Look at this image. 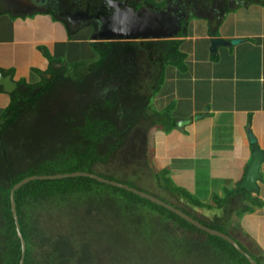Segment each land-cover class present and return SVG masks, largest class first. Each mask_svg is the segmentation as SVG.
<instances>
[{
	"label": "trees",
	"instance_id": "16d2710c",
	"mask_svg": "<svg viewBox=\"0 0 264 264\" xmlns=\"http://www.w3.org/2000/svg\"><path fill=\"white\" fill-rule=\"evenodd\" d=\"M131 5L140 8L136 0ZM188 36L189 31H182L170 40L91 42L92 53L81 62L48 54L49 69L37 70L41 81L20 82L0 120V264H20L22 259L11 192L26 178L88 172L146 192L109 167L130 165L125 153L135 155V130L173 131L170 111L151 114L150 103L169 66L187 70L183 46ZM169 173L154 175L168 197L146 193L232 238L234 231L227 226L232 212L242 219L254 213V206L264 205L240 186L227 190L225 198L214 196V206L205 204L179 188ZM15 201L27 245L25 264H101L109 252L112 262L124 263L126 254L112 252L109 237L127 231L142 243L141 263L151 264L153 252L163 250L166 264H252L226 240L166 207L89 177L32 181L16 191ZM210 210L215 213L211 219L206 216ZM68 212L73 216L63 219ZM237 242L257 264H264L263 256Z\"/></svg>",
	"mask_w": 264,
	"mask_h": 264
},
{
	"label": "crops",
	"instance_id": "0c3cea01",
	"mask_svg": "<svg viewBox=\"0 0 264 264\" xmlns=\"http://www.w3.org/2000/svg\"><path fill=\"white\" fill-rule=\"evenodd\" d=\"M147 1L136 0V4L141 7ZM156 1L163 4L168 0ZM52 3L53 0H0V71L14 74L19 87L24 80L28 84L41 81L37 70L49 69L48 54L75 64L92 53L91 25L71 31L49 7ZM190 9L189 16L196 19L187 20L190 36L184 40L193 43L189 54L184 50L185 43L183 46L188 54L187 70L172 66L169 79H178L179 89L161 94L166 96L167 105L159 113L172 111L175 126L171 133L154 130L158 139L152 150L157 152L158 145L167 144L160 154L159 170H169L176 185L214 206V196L225 198L227 190H236L245 179L253 159L249 128L264 150V4L259 0H194ZM259 16L261 23L254 21ZM213 38L244 41L221 47L212 55ZM87 48L90 52L85 53ZM178 98L180 105L186 102V109H177L175 101L171 104ZM11 102V94L0 88V120ZM202 114L206 116L194 121L185 132L176 128L178 118L194 119ZM262 172L264 176V166ZM260 190L252 195L264 204V180ZM242 221L252 225L249 230L260 234L264 205L255 207L254 213L245 215Z\"/></svg>",
	"mask_w": 264,
	"mask_h": 264
},
{
	"label": "water",
	"instance_id": "95a60500",
	"mask_svg": "<svg viewBox=\"0 0 264 264\" xmlns=\"http://www.w3.org/2000/svg\"><path fill=\"white\" fill-rule=\"evenodd\" d=\"M118 6L119 8L116 9L113 15H111L108 18L102 19L103 26L100 30L96 31L93 34L92 42L139 41V40L157 41V40L175 39L182 31H184V25L186 24L184 23V21L188 20L189 18L187 11L184 10V8H182L181 4L178 2L174 4L170 3L168 6H166L161 10H154L149 6H147L146 4H142L140 8H136L129 5L120 7L123 6L121 3ZM73 17L75 19V16ZM91 19L92 17H90L88 21H90ZM243 41L244 40L241 39H234L229 41L224 38H213L211 40L210 50L212 55H216L218 53L219 48L237 46L241 44ZM0 87L6 94L12 95L19 89V82L14 79V74H5L4 72L0 71ZM205 116H206L205 114H202L196 116L194 119L178 118L176 120V128L181 132H185L186 128L189 125H191L194 121H198L204 118ZM248 131H249V141L253 146V159L246 170V176L244 181L240 184V188L250 194H254V193H260L261 191L260 183L264 180V176L262 172L264 166V150L261 149V147L259 146L258 139L254 136L251 128H249ZM72 177H89L109 185L124 188L130 192L138 194L139 196L147 198L152 202H155L158 205L166 207L167 209L177 213L178 215L185 218L186 220H188L190 223L197 226L198 228L203 229L214 236L221 237L222 239L232 244L240 252H242L250 260L252 264H257L256 260L252 256H250V254L242 250L237 240L230 237L229 235L203 225L202 223L191 218L184 212L180 211L174 206L164 202L163 200L153 195H150L136 188L130 187L122 182L110 181L99 175L88 172H75L71 174H59L55 176H38V175L32 176L26 178L12 189L11 192L12 212L19 233V237L22 243V259L20 264H25L27 245L24 236L21 232L20 218L18 215L16 201H15L16 191L19 190L22 186L32 181L55 180V179H65Z\"/></svg>",
	"mask_w": 264,
	"mask_h": 264
},
{
	"label": "rangeland",
	"instance_id": "374dc122",
	"mask_svg": "<svg viewBox=\"0 0 264 264\" xmlns=\"http://www.w3.org/2000/svg\"><path fill=\"white\" fill-rule=\"evenodd\" d=\"M170 1L171 0H169L168 2H165L163 4H158V2L156 0H154V1L148 0L144 4H146L147 6H149L150 8H152L154 10H161V9L165 8L167 3H169ZM195 19H196L195 16H190L188 18V21L190 22V20L193 21ZM243 20H244V18L241 19V23L243 22ZM188 21L184 27L185 31L188 27V25H187ZM254 21L261 23L260 16L255 17ZM199 29H200L199 27L196 28V30H198V31H199ZM190 30H193V29L190 28ZM191 44H193V43L188 42V43H185V46H184V50L188 54L191 53L193 50ZM88 52H90L89 48L86 49L85 53H88ZM199 54H200V52H199ZM90 55H91V53H89L87 56L86 55L85 56L88 57ZM148 66L151 69L150 65H147V67ZM171 67L172 66L168 67L169 69H167V71H165V73H164V77H163L164 83L161 85L160 90L158 92L156 91L157 94L153 95L154 100L151 104V108H152L151 111L154 114L160 112L162 107H165V105H167V103H166L167 98H165L166 96L161 97V94H165L167 92V90L175 91V90L179 89L180 81L178 79H175V81L173 79H171V80L169 79V74H171L172 71H169V73H168V70H170ZM147 72L149 73L152 71H147ZM185 98H187V97H185ZM199 99H200V96L198 97V101H199ZM174 101L176 103L175 106L177 109H181V110L186 109L185 108L187 105L186 102H184L182 105H180V100L178 98V99H174L171 104H173ZM169 102H171V100ZM166 114H168V111L166 112ZM170 114L172 115V111H170ZM154 130L155 129L150 130L149 132H144L143 130H140V128L135 130L133 133V136H132V140H133L132 151H134L135 155L132 158H130L128 156V153L127 154L125 153V157L129 158L131 160L130 165L127 166L126 168L125 167H119V168L109 167V170L112 171V173H114V174H120L122 176H125L126 178H129L133 182L135 181V183L137 185H139L141 187V189H143L146 192H150V191L157 192L160 194H164L165 197H168L167 196L168 194H166L165 191L160 188V185H159L160 183L154 177V175L157 174L158 171L159 172L162 171V170H159V168H158V165L161 161L160 154L162 153L163 149L166 150L168 147H167V144H165L163 147L161 145H158L159 147H158L157 152L155 151L154 154L152 153L153 150H151V149L153 148L154 145H157L156 140L158 139V137L154 136L155 135ZM160 144H162V142H160ZM158 176H160L158 178L162 179L163 173H158ZM179 188H180V186H179ZM170 199L173 201L172 197ZM175 202L178 203L177 201H175ZM246 204H249V203L246 202ZM255 207L256 206H254V208ZM210 212L212 213V210H210ZM214 215H215V213L210 214V215H206V216L210 217V219H211ZM71 216H73V215H70L68 212L65 214L63 219H67ZM250 221L252 222V220H250ZM227 226L232 227V230L234 231L233 237L237 241L242 243L244 245V247L247 248L252 254L256 255L257 257H260V256L264 257V227L260 226V231H261L260 234L254 233L252 230H249L250 229L249 227H251L252 225H249V223H248V225L246 226L245 222H243L242 219H240L237 216L236 211L232 212V215L228 219ZM102 227L105 230L108 229L106 225H103ZM93 231L95 232V229H93ZM110 238H111V240H109V242H110V245L112 246V250H113L112 252H116V253H120V254H126L127 259L124 263L112 262L113 259L110 257L111 254L109 252L108 254H106V257L102 258L101 264H103V263H105V264H110V263L111 264H147L145 262L141 263L142 255H143V253H145V251L142 248L143 247L142 243L137 241L136 237H134V235L132 233H129L127 231V232H124L122 234V236L119 235V237L114 236V237H109V239ZM102 242L106 243L105 240ZM156 253L157 252L154 251L150 257L152 259L151 264H166V261L162 260V259H164V257L162 256L163 250H161L159 252L160 254H156ZM100 256H101V254H100ZM178 264H180V263H178Z\"/></svg>",
	"mask_w": 264,
	"mask_h": 264
},
{
	"label": "flooded vegetation",
	"instance_id": "af4514ba",
	"mask_svg": "<svg viewBox=\"0 0 264 264\" xmlns=\"http://www.w3.org/2000/svg\"><path fill=\"white\" fill-rule=\"evenodd\" d=\"M70 1L72 2H69L68 0H53L52 5H49V7H52V9H54V14H56L58 18L65 19L63 20V22L67 24L68 28H70L71 31L79 29L83 25H91L94 30V33L102 28V19L108 18L113 15L116 9L119 8L118 5L120 3L123 5L120 7H124L125 5L132 6L131 0ZM193 1L194 0H171L169 3H167L166 6H168L170 3L174 4L178 2L181 4L182 8H184V10L189 13L191 11L190 5L193 3ZM73 16H75V19ZM89 16L92 17L90 21H88V19L90 18ZM186 22L187 20L184 21V23Z\"/></svg>",
	"mask_w": 264,
	"mask_h": 264
},
{
	"label": "clouds",
	"instance_id": "9594fccd",
	"mask_svg": "<svg viewBox=\"0 0 264 264\" xmlns=\"http://www.w3.org/2000/svg\"><path fill=\"white\" fill-rule=\"evenodd\" d=\"M147 134V133H146Z\"/></svg>",
	"mask_w": 264,
	"mask_h": 264
}]
</instances>
